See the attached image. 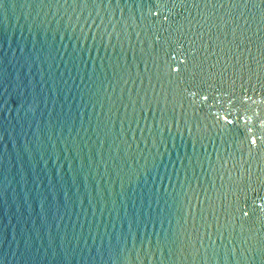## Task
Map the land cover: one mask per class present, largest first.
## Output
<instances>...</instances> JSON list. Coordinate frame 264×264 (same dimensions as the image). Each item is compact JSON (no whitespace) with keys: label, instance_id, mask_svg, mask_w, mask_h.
Here are the masks:
<instances>
[{"label":"water","instance_id":"95a60500","mask_svg":"<svg viewBox=\"0 0 264 264\" xmlns=\"http://www.w3.org/2000/svg\"><path fill=\"white\" fill-rule=\"evenodd\" d=\"M0 264H264V0H0Z\"/></svg>","mask_w":264,"mask_h":264}]
</instances>
